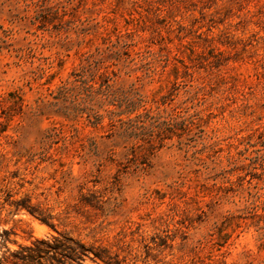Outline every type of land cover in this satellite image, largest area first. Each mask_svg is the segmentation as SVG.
<instances>
[{"label":"rangeland","instance_id":"rangeland-1","mask_svg":"<svg viewBox=\"0 0 264 264\" xmlns=\"http://www.w3.org/2000/svg\"><path fill=\"white\" fill-rule=\"evenodd\" d=\"M36 1L0 0V101L13 94L19 103L0 106L8 247L53 237L64 245L68 235L109 249L112 264H264V0H148L141 8L133 0H53L66 15L45 19ZM88 19L92 33L81 43ZM97 22L110 32L137 28L138 46H151L160 70L142 92L166 102L162 113L194 122L164 133L146 159L97 162L106 123L70 122L51 106L82 54L102 42ZM23 199L32 213L15 211Z\"/></svg>","mask_w":264,"mask_h":264},{"label":"trees","instance_id":"trees-1","mask_svg":"<svg viewBox=\"0 0 264 264\" xmlns=\"http://www.w3.org/2000/svg\"><path fill=\"white\" fill-rule=\"evenodd\" d=\"M73 2L74 0H67L68 5ZM148 2V0H133V6L141 8L142 3ZM35 4L41 11L39 15L42 19H45L44 15L59 16L61 13L66 15L67 7L53 0H37ZM90 21L89 19L84 21L80 27L81 43L92 33V27L85 26V22L90 23ZM132 21L138 19L132 18ZM93 27L104 29L102 42L92 51L82 54L79 67L52 96L51 106L57 116L70 122L79 123L84 120L88 126L94 128H104L106 123L108 134L105 136L104 148L101 149L98 144H94L97 162L103 163L104 159L115 157L139 160L141 156L142 159H146L147 154L143 153L146 149L153 153L163 147L164 133H171L177 129L188 131L194 122L180 112L162 113L160 107L166 102L162 101L159 104L155 99L149 101L142 92L143 83L146 80L153 81L160 74V70L153 63L155 53L151 46L148 44L144 47L138 46L137 28L127 29L125 32L115 28L110 32L109 28L100 22ZM213 41L214 37L205 38V42L210 47ZM208 63L212 64V62ZM220 65L214 62L215 67ZM183 66L186 73L192 68L185 63ZM174 70L178 76V67L175 66ZM5 101L19 105L13 94L0 101V106ZM157 141H159L158 145ZM85 204L95 207L88 201ZM12 205L15 206L16 212L25 209L32 213L30 206L26 204V199ZM42 221L49 223L43 219ZM48 225L56 230L54 224ZM0 232V247L5 249L0 264H81L87 258L95 263H113L109 249L86 246L68 235L62 236L67 241L64 245L57 244L58 238L53 237V244L37 239L31 246L19 245L20 250L13 251L7 245L10 242V232L5 229ZM71 243L77 244L80 250L72 248ZM60 257L63 262H60Z\"/></svg>","mask_w":264,"mask_h":264}]
</instances>
